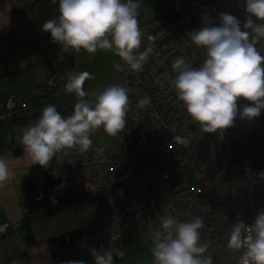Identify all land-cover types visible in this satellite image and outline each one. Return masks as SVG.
Returning a JSON list of instances; mask_svg holds the SVG:
<instances>
[{"label":"built area","instance_id":"1","mask_svg":"<svg viewBox=\"0 0 264 264\" xmlns=\"http://www.w3.org/2000/svg\"><path fill=\"white\" fill-rule=\"evenodd\" d=\"M168 1V15L143 23L145 43L136 50L148 53L142 69L132 71L122 61L111 79L110 86L129 90L126 127L110 136L111 151L96 142L104 131L96 130L87 152L66 150L53 158L45 170L48 184L35 195L50 210L68 204L95 207L92 219L79 228L89 264H94L92 249L111 250L120 258L126 239L142 228L163 230L161 217L167 215L180 222L199 217L202 244L224 249L233 223L250 225L264 210V110L257 118L241 119L239 111L250 103L241 99L233 126L205 133L171 86L176 58L197 68L206 58L188 34L218 25L220 13L236 16L243 26L244 0ZM256 46L264 55V39ZM144 97L150 105L141 108ZM12 103L9 97L7 105ZM8 227L0 225V240ZM62 239L70 241L68 234Z\"/></svg>","mask_w":264,"mask_h":264},{"label":"clouds","instance_id":"2","mask_svg":"<svg viewBox=\"0 0 264 264\" xmlns=\"http://www.w3.org/2000/svg\"><path fill=\"white\" fill-rule=\"evenodd\" d=\"M244 6L247 16L243 26L236 16L220 13L218 25L201 26L188 34L191 42L206 54L198 68L182 57L172 64L176 76L171 86L187 115L205 133L233 126L241 99L250 102L239 111L241 119L257 118L264 110V55L256 46L264 39V23L256 22L264 21V0H244ZM139 7L138 0H59L58 19L46 21L42 31L49 32L52 42L64 52L114 50L130 70L140 71L148 53L136 52L142 35L137 20ZM67 76L65 91L78 98L73 114L65 117L49 104L22 132L24 152L32 164L44 168L66 150L87 152L96 130L103 128L115 137L126 127L127 88L112 85L93 93L95 99L88 100L83 86L92 75L84 71L69 72ZM149 105V97L138 101L141 108ZM12 175L7 162L0 157V187ZM161 226L164 235L154 242L153 264H213L211 256H203L207 245L200 243V229L204 225L199 217L180 222L172 215L162 216ZM227 247L243 250L238 264H264V210L257 213L250 225L242 220L233 223ZM91 254L94 264H113L111 250L92 249ZM65 264L85 262L73 260Z\"/></svg>","mask_w":264,"mask_h":264},{"label":"crops","instance_id":"3","mask_svg":"<svg viewBox=\"0 0 264 264\" xmlns=\"http://www.w3.org/2000/svg\"><path fill=\"white\" fill-rule=\"evenodd\" d=\"M1 1L3 0H0V14L4 11V14L14 19L19 13L24 21H30L32 14L39 16L49 7L52 9L48 16L52 19L59 17V6L53 5L50 0H8L3 5ZM44 38L45 36L38 42H42ZM48 56L53 61L59 60ZM36 62L41 67L37 59ZM116 69L114 66L111 79ZM110 83L111 81L107 84L108 87ZM8 133V139L2 141L6 150L0 153V157L5 159L13 175L0 187V225L9 224L0 240V264H65L73 260L89 264L87 246L81 238L79 228L92 219L95 207L92 204H68L50 210L44 204L37 203L35 195L48 184L45 175L47 167L32 164L24 152L21 136ZM13 147L21 149L15 154ZM158 233L161 234L160 237L157 236ZM64 234L69 235V242L63 241ZM163 235V230L159 229L138 230L121 244L123 255L118 259L113 257V264H153L154 242ZM200 243L202 244L201 241ZM203 256H211L213 264H238L239 251L228 247L219 250L207 247Z\"/></svg>","mask_w":264,"mask_h":264},{"label":"rangeland","instance_id":"4","mask_svg":"<svg viewBox=\"0 0 264 264\" xmlns=\"http://www.w3.org/2000/svg\"><path fill=\"white\" fill-rule=\"evenodd\" d=\"M6 2L8 0L1 1V5ZM50 2L57 7L59 6V0L56 3H53L52 0ZM123 2H127V0H123ZM138 2L140 7L137 10V20L142 33L141 47L145 43L143 23L168 15L171 11V4L168 0H138ZM51 9L52 7H49L46 11L44 9V13L39 16L36 13L32 14L30 21H24L19 13H17L15 19L4 14V11L0 14V93L17 96L25 87L39 83L45 78L42 67L35 59V45L33 42L38 43L47 35L48 32L42 31V25L52 19V17L48 16L51 14ZM48 55L59 60L67 58L73 60V68H66V74L62 77V82L57 88V92L42 91L40 95L45 96L46 99L44 97V101H41L42 99L37 100L47 105H54L57 111L65 117L73 114L74 106L78 100L75 93H68L64 88L69 72L80 73L87 71L92 75L93 78L86 80L83 87L88 93L86 99L94 100L93 93L98 94L105 87H108L107 84L111 81L110 76L114 66L121 64L123 61L115 54L114 50L102 49H98L95 53H88L83 49L80 52H75L74 50L64 52L61 46H53L48 49ZM41 110L30 108L22 112L21 115L29 117L37 114V117L30 123L32 124L40 116ZM30 124H17L11 129H8L5 125L1 126L0 141L5 142L8 139V132H12L15 136H22L23 130ZM96 142L101 147L105 146L107 152L111 151L113 139L106 132H101L97 136ZM235 145H237L235 150H239L240 140H236Z\"/></svg>","mask_w":264,"mask_h":264},{"label":"trees","instance_id":"5","mask_svg":"<svg viewBox=\"0 0 264 264\" xmlns=\"http://www.w3.org/2000/svg\"><path fill=\"white\" fill-rule=\"evenodd\" d=\"M59 44L53 43L51 36L46 35L42 42L35 44L34 54L36 59L41 64L45 78L34 85L25 87L19 95H11L8 93H0V128L5 125L8 128L17 124H30L37 114L29 117L22 116V112L30 108L43 109L47 106L44 102L45 96H41L40 92H57V88L62 82V77L66 74V68H73V60L64 59L53 61L48 56V49ZM38 46V47H37ZM12 98V105H7V99ZM46 99V97H45ZM21 148H12V151L17 154ZM6 150L4 143L0 142V153Z\"/></svg>","mask_w":264,"mask_h":264}]
</instances>
